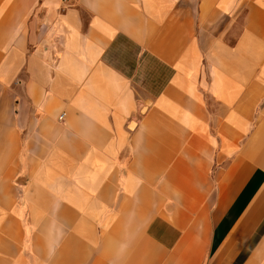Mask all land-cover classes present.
I'll list each match as a JSON object with an SVG mask.
<instances>
[{"label":"crops","instance_id":"0c3cea01","mask_svg":"<svg viewBox=\"0 0 264 264\" xmlns=\"http://www.w3.org/2000/svg\"><path fill=\"white\" fill-rule=\"evenodd\" d=\"M0 264H264V0H0Z\"/></svg>","mask_w":264,"mask_h":264},{"label":"rangeland","instance_id":"374dc122","mask_svg":"<svg viewBox=\"0 0 264 264\" xmlns=\"http://www.w3.org/2000/svg\"><path fill=\"white\" fill-rule=\"evenodd\" d=\"M120 49L114 53H110L106 56V58L110 61H112V63L116 66V68H118L120 71H122L123 73L130 75L133 74V67L132 65L129 63L128 59V54L133 53L134 52V47L130 46V45H126V43L124 42H120L119 44ZM115 51V50H114ZM125 51V52H124ZM144 90L150 92L151 89L149 88H144ZM155 89H152V91H154Z\"/></svg>","mask_w":264,"mask_h":264},{"label":"built area","instance_id":"2783aa9c","mask_svg":"<svg viewBox=\"0 0 264 264\" xmlns=\"http://www.w3.org/2000/svg\"><path fill=\"white\" fill-rule=\"evenodd\" d=\"M63 1H70V0H63ZM62 119H63V114L60 115V117H59V120H62Z\"/></svg>","mask_w":264,"mask_h":264},{"label":"trees","instance_id":"16d2710c","mask_svg":"<svg viewBox=\"0 0 264 264\" xmlns=\"http://www.w3.org/2000/svg\"><path fill=\"white\" fill-rule=\"evenodd\" d=\"M246 254V251H244L243 253H242V256H244Z\"/></svg>","mask_w":264,"mask_h":264}]
</instances>
